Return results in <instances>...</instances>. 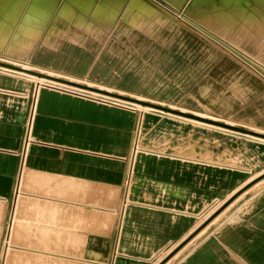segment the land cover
Wrapping results in <instances>:
<instances>
[{
  "label": "crops",
  "instance_id": "obj_1",
  "mask_svg": "<svg viewBox=\"0 0 264 264\" xmlns=\"http://www.w3.org/2000/svg\"><path fill=\"white\" fill-rule=\"evenodd\" d=\"M152 31L58 7L30 48L0 51V264H264V187L250 191L264 148L254 167L210 135L134 153V109L30 79L201 110L193 88L209 76Z\"/></svg>",
  "mask_w": 264,
  "mask_h": 264
},
{
  "label": "rangeland",
  "instance_id": "obj_2",
  "mask_svg": "<svg viewBox=\"0 0 264 264\" xmlns=\"http://www.w3.org/2000/svg\"><path fill=\"white\" fill-rule=\"evenodd\" d=\"M92 1L94 3L97 2V0ZM129 1L98 0L97 3L103 2L105 7L101 9L100 15H97L94 9L95 5L90 9H84L86 7L85 0H0V51L5 53H1V55L12 58L15 56L11 55V53L30 48L39 38L46 22L50 19L53 12L58 7L62 8L63 5L81 11L90 20L107 29L118 18H121L127 26H132L133 29L137 27L136 29L144 33L148 32L150 34L153 28L152 33L154 32L155 36H159L162 42L170 46V50H174L180 54L182 53L181 55L188 57L195 66H199L204 75L207 74L209 76L206 78L201 77L198 80L197 86L193 88L194 94L197 96L195 97L198 102L196 106L202 109L191 111H201V113L213 116L221 115L224 116L222 119L228 120L233 124L236 123L239 127H257L264 131V48L255 49L250 47L248 39L243 44L238 43L236 35L240 33L238 30H240L241 25L237 26L236 32L229 33V37L222 35L221 39H219L217 37L215 38L213 33L209 32L210 30L208 29L210 28L207 29L208 26L205 23L198 22L199 27L196 24L194 25V28L197 26L196 29L186 25L182 21V18L192 20L193 17H191V14L184 13L183 11L176 12L175 8L167 0ZM81 2L85 5H81ZM131 4L132 6H130ZM145 18L147 20L144 22ZM195 21L197 22L199 20ZM149 26L150 28L153 27L149 30ZM260 26L262 27L260 34H264V24L261 23ZM189 29L197 34V36ZM197 29L200 31H197ZM213 32L215 33V31ZM204 33H207V36ZM134 34H136L135 31ZM251 35H257V31L251 30ZM138 36L145 41V36L142 37L140 34ZM212 38H215V41ZM226 44L228 45L225 46ZM180 45L181 48L179 49L178 47ZM30 79L35 80L37 86H40L39 82L41 81L38 78L33 77ZM80 81L90 86V88H100L105 91L122 93L118 90L105 88L82 80ZM85 93L90 96L97 95L89 91ZM134 97L142 96L134 95ZM105 99L110 100V98ZM145 99L152 100L146 97ZM186 101H190V99ZM119 106V110H126V108L130 110L134 109L135 113L142 115L144 118L134 128V153L151 149L163 151L167 146L172 145L168 142L172 140V136L187 134L213 136V146L222 147L225 150L224 152L229 153L230 156H233L234 152L238 149L236 147L240 145L247 150V154H243L245 155L244 158H247L249 163L253 161V167L255 157L260 152H263L264 142L250 134H243L216 126L196 124L160 112L161 110L152 109L149 106H132L130 103L120 104ZM183 109L187 110V108ZM239 141L240 143H237ZM253 183L255 184L250 191L264 187V168L260 170V174L256 176Z\"/></svg>",
  "mask_w": 264,
  "mask_h": 264
},
{
  "label": "bare ground",
  "instance_id": "obj_3",
  "mask_svg": "<svg viewBox=\"0 0 264 264\" xmlns=\"http://www.w3.org/2000/svg\"><path fill=\"white\" fill-rule=\"evenodd\" d=\"M91 1L92 0H85L86 7L84 9H86V10L90 9L93 5H95L94 9L96 10L97 15H100L101 9L103 7H105V4L103 2L97 3L98 0L96 3H94V1H92V2ZM167 1L172 4V6L175 8L176 12L183 11L184 13L187 12V13L191 14V17H193L192 20L188 19V18H182L183 19L182 21L186 25L191 26L193 29L197 28V26L199 24L198 22L203 23V24L205 23V25L208 26L207 29L210 28V29H208V30H210L209 32L213 33L215 38L217 37V38L221 39L222 35L229 37V33L236 32L237 26L241 25L240 30H238L240 33H237V35H236L237 42L240 44H243L245 42V40L248 39L250 47L255 48V49H263L264 48V40H263L264 34H260V31H262V27L260 26V24L261 23L264 24V0H167ZM83 2H81V5L83 4ZM85 4H83V5H85ZM129 4H127V5H129ZM78 5H80V4H78ZM130 6H132V4ZM64 8H69V7L63 5L61 10H63ZM136 9H137V7H136ZM147 15H149V14H147ZM136 18H135V20H136ZM194 18H195V20H199V21L196 22L194 20ZM145 20H147V19L145 18L144 22H145ZM146 22H148V21H146ZM195 24L197 25L196 28H194ZM148 28H149V30L151 29L150 26ZM204 29H206V28H204ZM198 30L199 29H197V31ZM212 30L215 31V33ZM251 30H256L257 35L252 36ZM145 32H147V31L145 30ZM206 32H207V30H206ZM206 34L204 33V35H206ZM261 37H263V38H261ZM215 38H212V40L215 41ZM227 45L228 44H226L225 46H227ZM239 60H241V59L239 58ZM250 69H252V68H250ZM25 70H28V69H25ZM35 75L36 76H34V77L38 78L41 81L39 83L43 86L44 85L50 86V88L54 87V88L62 90V91H66V92L68 91L70 93L74 92V93L82 94L85 96H90L89 94L85 93V92L89 91V92H92L94 94H97V95H93L90 97L100 99L104 102L107 101L112 106H116L117 108L120 107L119 106L120 104H129V103L132 104V106H134V105L149 106L152 109L159 110V111L161 110L160 112L170 114V115L177 117V118H180L182 120H186V121L193 122L196 124L216 126L219 128L228 129V130H232L235 132H240L243 134H250L251 136L257 138L258 140L264 142V131L260 130L257 127L253 128V127L245 126V125H244L245 127H239L238 124H236V123L233 124L232 122L225 120V119H222L220 117H216V116L209 115V114H204L201 112L191 111L189 109L185 110L183 108H177L176 106H173L169 103L159 102L156 100H147V99H145V97H134V94L124 93L122 91H119L122 93H118V92L114 93V92L102 90L100 88H93V87L90 88V86L81 83L80 80H78V81H75L73 79L68 80L66 78H62L59 76H51L49 74L42 73V72L37 73ZM62 87H65L67 89L62 88ZM86 88L93 90V91H90ZM95 96H97V97H95ZM105 98H110V100L105 99ZM123 110H125V109H123ZM123 112H125V111H123ZM176 112H180V113H176ZM182 113L192 115V116H195V117H198L201 119L192 118L190 116L183 115ZM206 120L213 121L216 123L209 122ZM148 151L156 152L157 150L155 151V150L151 149ZM158 154H160V153H158ZM189 158H190V156L188 157V159Z\"/></svg>",
  "mask_w": 264,
  "mask_h": 264
},
{
  "label": "water",
  "instance_id": "obj_4",
  "mask_svg": "<svg viewBox=\"0 0 264 264\" xmlns=\"http://www.w3.org/2000/svg\"><path fill=\"white\" fill-rule=\"evenodd\" d=\"M0 64H2V63H0ZM2 65H4V64H2ZM176 113H180V112H176ZM183 115H186V116H190V117H192V118H197V119H201V118H198V117H195V116H192V115H188V114H184V113H182ZM206 121H209V120H206ZM209 122H213V121H209ZM213 123H216V122H213Z\"/></svg>",
  "mask_w": 264,
  "mask_h": 264
}]
</instances>
